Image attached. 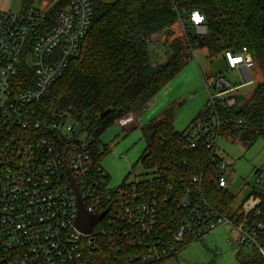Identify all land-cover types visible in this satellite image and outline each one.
Segmentation results:
<instances>
[{
    "label": "built area",
    "instance_id": "2783aa9c",
    "mask_svg": "<svg viewBox=\"0 0 264 264\" xmlns=\"http://www.w3.org/2000/svg\"><path fill=\"white\" fill-rule=\"evenodd\" d=\"M65 1L48 29L47 8L0 9V264H87L85 251L100 235L121 257L114 264H166L179 252L167 234L172 243L188 245L224 225L238 233L229 243L256 249L264 257L258 239L264 223L248 221L250 214L259 213L258 197L249 195L235 214L221 213L203 196L201 172L192 175L186 187L173 175L159 174L111 187L107 173L93 161L95 152L102 150L100 136L66 112L37 109L90 27V1ZM204 22L201 12H190L188 23L196 33L206 32ZM223 59L226 69L240 73L242 82L231 86L215 78L204 109L180 139L188 150L203 145L209 161L221 157L217 101L235 105L232 92L252 82L249 71L254 62L245 47L237 53L226 51ZM140 112L121 116L113 124L124 128L135 123ZM226 166L221 157L214 170L222 189L228 188ZM67 171L87 214L107 209L90 233L75 226L77 201ZM255 172L254 181L259 183L261 170ZM163 203L170 204L167 227L159 222Z\"/></svg>",
    "mask_w": 264,
    "mask_h": 264
},
{
    "label": "trees",
    "instance_id": "16d2710c",
    "mask_svg": "<svg viewBox=\"0 0 264 264\" xmlns=\"http://www.w3.org/2000/svg\"><path fill=\"white\" fill-rule=\"evenodd\" d=\"M89 1L92 18L88 32L66 71L54 81L49 96L37 109L66 112L100 136L115 119L144 109L185 66L194 50L205 49L211 64L224 58L226 51L237 53L245 47L262 80L241 104L236 100L235 105L227 107L224 100L217 101L220 137L238 141L244 149L264 140V0ZM35 2L22 0L21 12L35 10ZM65 6V0H58L47 8V29ZM193 10L204 15L205 33H196L188 23ZM176 24L180 28L183 25L181 36L163 40L167 60L154 64L150 38L155 34L169 37ZM104 111L107 112L102 116ZM142 133L145 147L136 164L145 174L173 175L186 187L191 176L201 172L207 202L221 213L237 212L240 205L233 208L234 195L215 182L214 170L221 157L209 161L208 150L203 145L190 150L183 148L180 145L182 131H176L164 117L152 119L142 128ZM106 151L107 148L102 147L100 152H95V164L100 165ZM249 195L260 199L259 213L250 214L249 223H264V188H252L244 200ZM169 206L163 203L159 215V222L165 227L169 226ZM167 237L178 250L187 245L186 242L172 243L170 235ZM258 239L264 248V229L258 232ZM236 247L238 264H264V257L256 249H251L252 254L247 256L240 254L242 246ZM85 255L87 264H114L121 260L120 255L110 251L105 235H100L86 249Z\"/></svg>",
    "mask_w": 264,
    "mask_h": 264
},
{
    "label": "rangeland",
    "instance_id": "374dc122",
    "mask_svg": "<svg viewBox=\"0 0 264 264\" xmlns=\"http://www.w3.org/2000/svg\"><path fill=\"white\" fill-rule=\"evenodd\" d=\"M21 2L22 0H0V9L20 12ZM53 2L55 0H36L34 8L42 11ZM180 29V25L176 24L169 37L155 34L150 38L149 49L154 64L167 60L163 40L167 38L171 41L180 37ZM217 77L225 79L231 86H238L242 82L240 73L232 69L219 74L212 73L205 49H196L185 66L140 112L137 123L124 128L113 124L101 133L99 145L106 147L107 151L103 154L100 165L109 177V186L116 187L124 180L130 182L148 177L140 165L136 164L145 147L142 128L171 108L172 126L179 132L185 130L204 109L208 92L213 91L212 84ZM250 77L251 83L236 87L232 92L237 104L247 100L253 87L262 80L255 67L250 69ZM217 151L227 164L224 171L227 189L234 195L233 208H238L252 188H264V140H258L244 149L238 141L219 137ZM256 170H261L262 178L259 183L254 181ZM237 235L230 225L221 226L202 240L193 241L181 248L176 257L168 260V264H238L236 244L228 242V239L234 241ZM240 254L250 256L252 251L242 248Z\"/></svg>",
    "mask_w": 264,
    "mask_h": 264
},
{
    "label": "water",
    "instance_id": "95a60500",
    "mask_svg": "<svg viewBox=\"0 0 264 264\" xmlns=\"http://www.w3.org/2000/svg\"><path fill=\"white\" fill-rule=\"evenodd\" d=\"M211 70L214 74H219L222 73L223 71L226 70V64L223 58H218L214 61L211 62ZM171 108L167 109L163 113V117L166 118L168 121L172 120V114H171ZM107 111H104L102 113V116L106 113ZM66 175L68 179L70 180V184L74 190L75 196H76V201H77V215L75 218V226L77 229H79L82 233H90L93 229V227L101 220L103 215L106 213L107 209L101 211L100 213L96 215H89L86 213L84 206L81 201V197L79 194V191L77 189V186L71 177L70 173L67 171Z\"/></svg>",
    "mask_w": 264,
    "mask_h": 264
},
{
    "label": "crops",
    "instance_id": "0c3cea01",
    "mask_svg": "<svg viewBox=\"0 0 264 264\" xmlns=\"http://www.w3.org/2000/svg\"><path fill=\"white\" fill-rule=\"evenodd\" d=\"M249 74H250V71H249ZM161 117H163V116H161ZM138 118H139V117H138ZM156 118H159V117H156ZM154 119H155V118H154ZM137 121H138V120H137ZM137 121H136L135 123H137ZM145 126H146V125H145ZM242 201H243V200H242ZM242 201H241V202H242Z\"/></svg>",
    "mask_w": 264,
    "mask_h": 264
}]
</instances>
